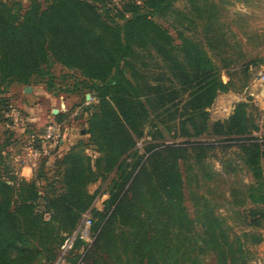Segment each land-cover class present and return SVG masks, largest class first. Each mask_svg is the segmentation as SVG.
<instances>
[{
  "label": "trees",
  "instance_id": "16d2710c",
  "mask_svg": "<svg viewBox=\"0 0 264 264\" xmlns=\"http://www.w3.org/2000/svg\"><path fill=\"white\" fill-rule=\"evenodd\" d=\"M114 1L44 0L43 11L42 3L33 1L32 10L25 14L0 2L3 83L27 84L35 73L55 62L80 71L86 78L84 87L100 99L90 116L88 132L99 154L95 161L73 151L57 162L54 179L40 172L37 179L28 181L15 176L0 152V264H32L38 249L47 251L54 261L57 248L64 242L61 233L72 231L93 204L88 185L121 166V158L135 146V138L143 136L146 123L154 124L156 134L174 130L184 138L208 137L214 142L216 138L248 133L245 103H239L227 121L211 120L209 109L218 93L230 89L204 48L186 35L192 27H174V36L156 22V17L174 9V0H120L123 9L115 16L111 15L118 11L111 7L113 3L116 6ZM149 61H156L163 71L158 77H154L155 68ZM145 66L146 71L138 70ZM238 142L240 156L254 179L248 200L263 217L264 144L257 138ZM187 144L153 151L146 160V179L142 167L124 194L132 173L117 185L102 236L112 234L109 228L114 223L135 234L151 226L146 253L157 254V259L182 253L184 260H194L191 248L183 251L171 246L177 248L171 226H188L179 162L187 165L189 152L201 158L216 146L202 141ZM43 181L46 185L39 187ZM142 183L146 185V225L141 219L143 197L138 198L143 194ZM218 221L211 220L203 243L217 245L223 261L230 256V264H239L243 249L240 245L237 248L238 241L231 242L224 233L216 232ZM261 241L259 237L256 243Z\"/></svg>",
  "mask_w": 264,
  "mask_h": 264
},
{
  "label": "rangeland",
  "instance_id": "374dc122",
  "mask_svg": "<svg viewBox=\"0 0 264 264\" xmlns=\"http://www.w3.org/2000/svg\"><path fill=\"white\" fill-rule=\"evenodd\" d=\"M33 1L42 3L40 9L45 10L44 0H0L22 14L32 10ZM114 2L116 6L113 3L111 7H117L118 11L111 15H120L122 2ZM116 19L120 21L117 16ZM155 20L174 36L177 35L174 27H192L186 35L204 48L230 91L243 96L242 101L235 104L234 112L239 103L246 104L248 133L216 138L214 142L208 137L184 138L174 130L171 134H156L154 124L146 123L143 136L136 137L135 146L121 158V166L88 185L87 191L94 196L93 204L72 231L61 233L64 242L57 248V258L51 261L47 251L38 249L32 264H230L231 257L223 261L224 256L218 253L217 245L203 243L213 218L219 219L220 227L216 232L224 233L231 242L238 241L237 248L238 245L242 247L243 254L239 257L243 260L239 264H264V216L248 200V188L254 179L238 146V140L246 138H257L264 144V101L249 95L253 86L264 91L261 80L264 73V0H174V9ZM144 62L146 64V57ZM149 63L155 68L154 77H158L163 72L158 69V63ZM251 67L257 68L256 71H250ZM138 70L146 71V66ZM85 79L80 71L52 62L48 67L44 66L43 71L35 73L27 84L0 80V152L18 179L35 180L40 172L54 179L57 162L73 151L87 155L93 161L99 157L88 132L90 116L100 99L84 87ZM27 87L31 88L30 93L26 92ZM55 109L60 110L59 115H54ZM50 127L55 130L56 138L46 141L49 154L39 155L45 141L43 136ZM201 141L213 143L216 149H208L201 158L189 152L187 165L182 160L179 162L185 182L182 204L188 226L170 228L173 238L177 239V248L171 244L173 250L191 248L194 260L189 255L184 260L182 253L160 255L158 259L154 258L157 254L146 253V238L151 226L135 234L114 223L109 228L112 234L107 232L102 236L112 213L109 209L111 196L129 173L133 177L123 194L129 191L142 167L143 179H146V160L153 151ZM152 147L156 148L151 150ZM31 161L34 162L33 176L27 178L22 175V166ZM262 169L264 174V155ZM142 184L143 194L138 198L143 197L141 219L146 225V185ZM38 185H46V181ZM130 196L134 198L135 195L130 193ZM87 219L89 227H85ZM84 230L87 235L82 234ZM259 237L262 241L256 243ZM189 239L193 242L189 243Z\"/></svg>",
  "mask_w": 264,
  "mask_h": 264
},
{
  "label": "crops",
  "instance_id": "0c3cea01",
  "mask_svg": "<svg viewBox=\"0 0 264 264\" xmlns=\"http://www.w3.org/2000/svg\"><path fill=\"white\" fill-rule=\"evenodd\" d=\"M257 68H250V71H256ZM262 80V78H261ZM253 86L249 89V95H252L256 98V100L263 102L264 101V91L260 92L255 89ZM242 95L234 93L233 91L220 93L214 103V105L210 108L211 120L214 122L219 120L228 119L234 112L235 104L242 101ZM214 116V117H213ZM34 162L26 163L22 166V175L29 178L33 176L34 171Z\"/></svg>",
  "mask_w": 264,
  "mask_h": 264
},
{
  "label": "built area",
  "instance_id": "2783aa9c",
  "mask_svg": "<svg viewBox=\"0 0 264 264\" xmlns=\"http://www.w3.org/2000/svg\"><path fill=\"white\" fill-rule=\"evenodd\" d=\"M262 80L264 81V73L262 74ZM55 138H56L55 130L53 129V127H50L46 131L45 135L43 136V139L45 141H44L43 146L41 148V152H39V155L49 154V149L47 148L46 141L50 142V141L54 140ZM89 225H90V221H89V219H87L85 222V227H89ZM82 234L87 235V231L86 230L82 231Z\"/></svg>",
  "mask_w": 264,
  "mask_h": 264
},
{
  "label": "water",
  "instance_id": "95a60500",
  "mask_svg": "<svg viewBox=\"0 0 264 264\" xmlns=\"http://www.w3.org/2000/svg\"><path fill=\"white\" fill-rule=\"evenodd\" d=\"M30 91H31V88H30V87H27V88H26V92H27V93H30ZM53 113H54V115H59L60 110L55 109V110H53Z\"/></svg>",
  "mask_w": 264,
  "mask_h": 264
}]
</instances>
